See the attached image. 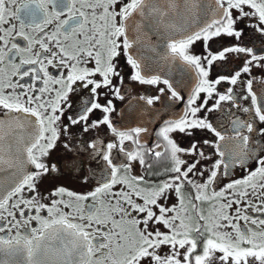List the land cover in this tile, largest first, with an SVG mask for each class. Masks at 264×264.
<instances>
[{
	"label": "snow or ice",
	"instance_id": "snow-or-ice-1",
	"mask_svg": "<svg viewBox=\"0 0 264 264\" xmlns=\"http://www.w3.org/2000/svg\"><path fill=\"white\" fill-rule=\"evenodd\" d=\"M0 264H264V0H0Z\"/></svg>",
	"mask_w": 264,
	"mask_h": 264
},
{
	"label": "flooded vegetation",
	"instance_id": "flooded-vegetation-1",
	"mask_svg": "<svg viewBox=\"0 0 264 264\" xmlns=\"http://www.w3.org/2000/svg\"><path fill=\"white\" fill-rule=\"evenodd\" d=\"M135 94V93H134ZM119 103V102H117ZM122 106V105H121ZM189 138L187 137H183L181 136L180 137V142L182 144H186L187 141H188ZM244 173L240 170V169H236L234 171V174H233V178H239L240 176H242ZM61 182H63L64 184H66L69 188H72L74 190H77V191H81L83 189H81L79 187V182L77 180H75L74 178L72 177H62L61 178ZM225 183L227 182V180L225 179L224 181ZM53 183H56V181H45L42 185H41V191H46L51 184Z\"/></svg>",
	"mask_w": 264,
	"mask_h": 264
}]
</instances>
